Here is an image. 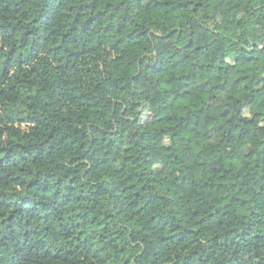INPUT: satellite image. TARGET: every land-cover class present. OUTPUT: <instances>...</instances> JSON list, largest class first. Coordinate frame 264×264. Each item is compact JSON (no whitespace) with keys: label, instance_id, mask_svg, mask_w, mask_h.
I'll list each match as a JSON object with an SVG mask.
<instances>
[{"label":"trees","instance_id":"trees-1","mask_svg":"<svg viewBox=\"0 0 264 264\" xmlns=\"http://www.w3.org/2000/svg\"><path fill=\"white\" fill-rule=\"evenodd\" d=\"M264 0H0V264H264Z\"/></svg>","mask_w":264,"mask_h":264},{"label":"rangeland","instance_id":"rangeland-1","mask_svg":"<svg viewBox=\"0 0 264 264\" xmlns=\"http://www.w3.org/2000/svg\"><path fill=\"white\" fill-rule=\"evenodd\" d=\"M258 109L264 110V108H258Z\"/></svg>","mask_w":264,"mask_h":264}]
</instances>
